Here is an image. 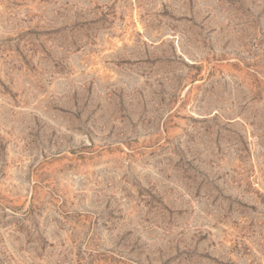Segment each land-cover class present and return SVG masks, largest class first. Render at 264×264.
Segmentation results:
<instances>
[{
    "label": "rangeland",
    "instance_id": "1",
    "mask_svg": "<svg viewBox=\"0 0 264 264\" xmlns=\"http://www.w3.org/2000/svg\"><path fill=\"white\" fill-rule=\"evenodd\" d=\"M0 264H264V0H0Z\"/></svg>",
    "mask_w": 264,
    "mask_h": 264
}]
</instances>
